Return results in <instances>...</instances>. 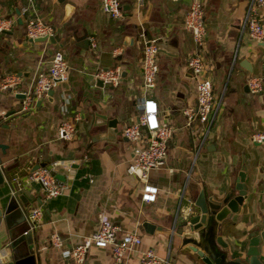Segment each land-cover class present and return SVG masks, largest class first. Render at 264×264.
Listing matches in <instances>:
<instances>
[{
    "label": "crops",
    "instance_id": "1",
    "mask_svg": "<svg viewBox=\"0 0 264 264\" xmlns=\"http://www.w3.org/2000/svg\"><path fill=\"white\" fill-rule=\"evenodd\" d=\"M190 1L121 0L122 15L111 18L100 10L99 0H0V14L14 19L0 33V76L9 72L20 76L16 87L0 89V142L7 144L5 152H0L1 164L10 177L23 175L37 162H71L69 173H60L66 188L49 199L43 198L37 182L19 187L15 198L6 179L0 182V251L5 261L12 258L13 249L17 255L27 252L21 234L23 211L38 205L41 214L31 233V245L39 264H72L71 246L95 229L101 215L123 230H137L141 244L128 250L119 263L109 247L91 244L84 264H138V250L146 247L168 256L173 264H195L167 226L176 213L195 211L200 194L207 199L219 197L242 164L248 196L225 223L223 239L242 243L264 215V144L250 139L252 132L264 130V92L252 93L246 85L250 75L264 74V47L242 31L249 0H200L206 27L200 49L204 72L223 103L205 137L203 125H185L181 112L196 102V79L187 65L195 46L182 17ZM23 4L33 10L23 15ZM65 6L69 7L66 14ZM33 11L52 25V34L62 32L61 41H67L70 34L75 39L91 36L95 46L83 48L72 42L62 48L48 39L29 40L24 17ZM259 12L264 24V6ZM140 29L148 37L165 36L159 42L175 51L157 53L158 71L149 95L155 101L157 119L174 127L163 166L149 170V180L157 186L153 201L140 199V182L125 170L133 146L140 141L122 134L123 126L136 120L135 103L141 93ZM50 49L62 50L66 79L52 89V95H43L31 109L21 110L24 97L17 95L26 90L36 68L47 66ZM250 54L251 62H244ZM115 65L121 67L117 83L97 84L100 78L94 72ZM76 113L80 117L74 122L72 137L58 138L59 121ZM101 113L116 119L114 138L91 139L99 130L94 122ZM143 219L163 227L147 232L141 225ZM52 231L60 236V246L49 242Z\"/></svg>",
    "mask_w": 264,
    "mask_h": 264
},
{
    "label": "built area",
    "instance_id": "2",
    "mask_svg": "<svg viewBox=\"0 0 264 264\" xmlns=\"http://www.w3.org/2000/svg\"><path fill=\"white\" fill-rule=\"evenodd\" d=\"M141 1V0H138ZM264 6V0H249L245 9L242 31H246L253 39L259 41L264 37V24L260 20L259 9ZM100 10L111 18L122 15L121 0H99ZM33 10L29 5H21L20 13ZM24 15V14H23ZM183 27L192 37L195 49L188 57L187 65L192 70L196 79V102L194 105L184 106L181 110L184 124L192 125L199 122L203 125L202 134L205 137L223 107L222 97L215 95L212 80L205 75L204 58L200 49L204 45L206 27L204 22V9L200 0H191L187 9L183 12ZM14 22L13 18L0 14V33L9 29ZM24 32L27 38L48 36L53 32V27L41 19L34 11L33 14L24 17ZM140 45L141 85L140 95L135 103L137 109L136 120L124 125L122 134L130 141L139 140L133 146L125 170L134 176L141 184L140 199L153 201L157 192V186L149 180V170L163 166L166 156V145L171 137L174 127L162 119L156 117L155 101L149 97L154 86L158 71L157 43L165 36L148 37L142 29L137 32ZM88 45L93 48V37H88ZM45 68H36L31 76L29 84L23 91V105L21 110H28L34 106V100L47 94L57 84L66 79L67 62L60 49H54L50 53ZM121 67L115 65L109 68L97 69L94 76L102 82L115 84L120 78ZM20 83V76L16 72L5 73L0 76V89H10ZM250 92H264V74L250 75L246 80ZM80 117L79 113L71 118H62L57 127V137L70 139L74 133V122ZM143 129V130H142ZM250 139L256 143L264 144V130L254 131ZM71 162L53 159L50 162L28 169L23 175L13 174L6 176L9 185L10 196L15 198L17 189L30 182L40 185L43 198L49 199L64 191L66 182L55 176L56 173L68 174ZM41 210L38 205L28 207L23 211L25 225L21 234L33 232L40 218ZM49 242L53 246L62 244L56 231L49 235ZM109 247L111 256L116 263L122 261L124 254L141 244V236L137 230H123L116 222L105 215L98 219L97 226L88 235L70 248L72 264H84L86 249L89 245ZM0 264H6L3 252L0 251ZM138 264H173L168 256H160L151 247L139 248Z\"/></svg>",
    "mask_w": 264,
    "mask_h": 264
},
{
    "label": "water",
    "instance_id": "3",
    "mask_svg": "<svg viewBox=\"0 0 264 264\" xmlns=\"http://www.w3.org/2000/svg\"><path fill=\"white\" fill-rule=\"evenodd\" d=\"M62 2L63 0H56ZM66 10V6H65ZM18 13V9H15ZM69 7L66 13H68ZM22 18V17H21ZM20 19H18V22ZM75 32V30L73 31ZM62 32L48 35L28 38L33 41H43L48 39L49 42H59V46L64 48L69 43H76L78 46L86 48L88 40L85 36L75 39L74 34L67 35V41H61ZM64 42V43H62ZM258 45L264 47V41H258ZM157 52L175 53L170 45L163 42L157 43ZM48 58H50L51 49L49 50ZM255 53L252 51L251 54ZM251 54L248 55L244 62H251ZM47 58V59H48ZM246 68L249 66L242 63ZM192 73L191 68H189ZM97 84H102L101 79H96ZM47 94L52 95V89L47 91ZM23 97V93L17 95ZM41 99H38V104ZM98 127L96 135L91 136V139L99 138H114L117 131L116 119L107 117L105 114H99L98 121L94 122ZM6 143L0 142V152L4 153ZM46 162H37L31 168L39 165H44ZM7 171L1 164L0 157V182L5 178ZM55 176L59 179H64L60 173ZM246 180V166L242 164L235 173L232 182L227 186L226 190L219 197L205 198L200 194L195 200L196 210H187L182 213H176L171 218L169 225L171 235H176L179 238V247L184 253H188L195 264H264V215L259 218L256 225L252 227L247 236L242 240V243H229L223 239L222 229L225 223L232 220L234 214L238 213L243 205L244 199L248 196V185ZM142 227L151 232L153 228L162 229L163 225H155L148 220L141 221ZM22 238L27 244V252L23 255H17L13 249L12 258L6 261V264H39L37 254L32 248V234L27 232L22 234ZM232 254V255H230Z\"/></svg>",
    "mask_w": 264,
    "mask_h": 264
}]
</instances>
